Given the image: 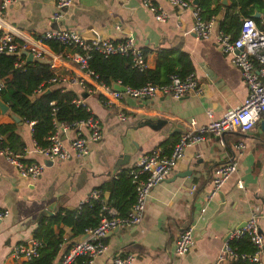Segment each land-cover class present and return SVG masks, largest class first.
Returning <instances> with one entry per match:
<instances>
[{"label": "crops", "instance_id": "0c3cea01", "mask_svg": "<svg viewBox=\"0 0 264 264\" xmlns=\"http://www.w3.org/2000/svg\"><path fill=\"white\" fill-rule=\"evenodd\" d=\"M68 1L70 5L58 9V0H10L5 9H0V16L6 26L16 31L17 40L28 44H33L44 31L56 29L74 32L84 39L121 41L129 36L144 55L146 72L155 68L161 51L171 56L181 52L190 62L197 91L179 100L169 96L140 102L124 98L115 107L106 109L96 96L84 95L73 82L83 79L89 85L91 81L66 57L70 50L63 48L54 53L47 45L40 46L41 60L52 65L51 70L59 80L52 85L81 98L97 121L101 138L88 145L87 155L82 158L70 155L66 160L48 161L34 149L31 125L15 124V132L25 147L23 159L42 164L43 169L38 179H23L14 166L0 157V209L8 212L0 221V264H27L23 258L12 256L13 247L29 245L38 224L51 218L56 208L72 211L95 190L102 194L103 201V194L109 193L110 181L138 157L163 142L169 144L185 130L195 132L210 119L220 118L227 110L238 107L246 95L238 69L215 43L217 24L229 0H224V4L222 0L213 1L212 8L219 10L213 17L211 35L205 40L192 34L189 12H179L163 0H153L167 14L163 23L154 20L141 6V0ZM56 13L60 17L54 21L51 18ZM254 13L260 16L256 19L259 23L264 21V12ZM8 114L7 111L0 115V125L12 122ZM119 114L123 120L118 118ZM161 120L167 124L158 130L148 126ZM258 122L245 134L227 132L219 138L205 135L203 142L187 148L170 174L151 190L140 223L108 233L102 240L106 251L91 264H112L115 256L125 254L134 257L133 264H227L229 258L217 262L226 235L245 224L252 214L257 216L263 239L259 260L264 264V132ZM171 125L179 133L171 131ZM58 132L59 138L63 135L62 145L68 149L75 131L58 129ZM237 144H243L244 148L236 149ZM121 154L128 156V162L112 177L111 168ZM227 164H234L236 171L220 189L223 203L219 208L217 195L207 203L205 197L210 190L212 170ZM43 210L52 215L37 221ZM188 227L192 228V246L182 256H175L174 242ZM59 229L65 239L67 229ZM74 240H64L61 256Z\"/></svg>", "mask_w": 264, "mask_h": 264}, {"label": "built area", "instance_id": "2783aa9c", "mask_svg": "<svg viewBox=\"0 0 264 264\" xmlns=\"http://www.w3.org/2000/svg\"><path fill=\"white\" fill-rule=\"evenodd\" d=\"M168 6L175 8L179 12H189L192 18L191 32L198 40L208 39L214 26L213 17L205 21L201 17V10L192 0H163ZM10 0H2L0 9L6 8ZM57 8L70 5L68 0H58ZM141 6L148 10L154 20L159 23L167 19L166 12L153 4V0H141ZM60 17L54 14L52 20L56 21ZM16 31L10 26H6L0 16V55L14 56L15 66L23 63L21 52H27L31 55L32 61L42 58L40 46L49 42L56 43L64 49L71 52L66 56L91 82L87 85L83 79L73 81L79 86L84 95L96 96L98 102L106 109L118 105L124 98L134 101H150L158 97L169 96L172 99L179 100L190 92L197 91L193 76L189 75L180 79L176 75L169 77L167 83L162 85L153 84L147 81L144 85L132 88L115 82L112 85L120 88L121 91L115 90L112 85L107 86L97 81L87 69V61L91 53H96L103 58L110 56L127 57L130 67L138 72L146 71L145 58L142 51L135 47L133 39L126 37L121 41L84 39L78 34L56 29L46 30L39 35L33 44L26 41H18ZM215 43L219 51L228 56L230 63L239 71L241 81L245 87L246 95L242 103L235 108L227 110L220 118L212 120L211 114L207 112L210 121L203 127L198 128L195 132L185 130L179 134L177 141L172 146L169 154L165 155L159 147L140 156L124 172L129 178L133 188L134 202L129 212L121 217L115 210L108 209L100 200V193L92 191L88 199L102 203L100 209V218L95 228L86 230L82 235L86 238L76 244H71L66 252L55 262V264H91L93 259L106 251V246L102 242L105 236L114 229L124 230L126 228L136 227L142 218L146 199L151 190L162 182L172 171L175 165L184 156V151L194 145H198L204 140L205 135H211L219 138L227 132H238L245 134L250 131L254 125L264 116V21L257 27L252 18H243L240 21L239 31L236 37L218 31L215 35ZM256 63V65H254ZM52 69V65L49 64ZM57 77H52L47 84L58 82ZM1 87V85H0ZM36 94L41 93L37 89ZM81 98L74 101L75 105L84 106ZM86 108V106H84ZM88 111V109L86 108ZM123 120L122 114L118 117ZM192 124V123H190ZM61 132L74 130L75 134L70 139L68 149L62 145L59 138V132L50 135L47 139L48 145L45 148H34L37 153L42 155L48 161H62L73 155L75 158H82L87 155L88 145L98 142L101 138V132L97 121L93 118L75 122L70 127L59 128ZM83 132H86L84 135ZM244 148L243 144H237L236 149ZM25 151L22 155H15L0 148V157L10 163L16 169L18 175L23 179L36 180L39 178L43 165L39 163H23ZM234 164L220 165L212 170L210 178V190L206 194L205 202H209L217 195L221 187L235 173ZM238 188L241 187L236 182ZM191 189H194L192 186ZM81 202V203H83ZM80 203V204H81ZM78 204V205H80ZM8 212L0 209V221L6 218ZM246 236L249 243L253 246L254 252L251 256H242L245 259L261 264L259 253L262 247L263 239L259 234L257 226V216L252 214L244 226L237 230L228 232L223 242L222 249L218 256V263H222L227 258H236L229 247L228 242ZM192 228L188 227L181 231L174 242L173 252L175 256H182L192 246ZM39 243L31 240L29 245H16L12 249V256L23 258L30 261L37 256ZM134 257L131 254L115 256L112 264H133Z\"/></svg>", "mask_w": 264, "mask_h": 264}, {"label": "trees", "instance_id": "16d2710c", "mask_svg": "<svg viewBox=\"0 0 264 264\" xmlns=\"http://www.w3.org/2000/svg\"><path fill=\"white\" fill-rule=\"evenodd\" d=\"M213 1L198 0L197 6L205 21L215 17L219 10L218 7L212 8ZM223 9L224 16L217 24V29L222 33L231 34L234 38L238 34L240 21L243 18H252L254 11L264 12V0H229V5ZM253 21L257 27H260L259 20L253 19ZM46 45L54 53L63 50L62 46L53 42ZM15 63L14 56L0 55V101L22 124L31 125V140L35 148L42 149L48 145V137L58 130L55 124H59V128L70 127L73 123L90 117L95 119L84 106L74 104L78 98L74 92L47 84V81L55 75L46 60H34L27 65L23 62L19 66H15ZM87 69L104 85L110 86L118 81L132 88L140 87L147 81L162 85L167 83L172 75L183 79L192 73L185 54L174 52V56H171L167 51L158 54L152 71L141 73L132 69L127 57L103 58L96 53L90 54ZM37 89H41V93L36 94ZM15 129L16 125L12 122L0 125V148L15 155H22L25 147ZM177 138L169 144L167 141L163 142L158 147L167 155ZM22 161L30 163L26 160ZM95 191L99 192V190ZM101 199L102 194H100ZM100 200L88 199L72 211L58 207L51 218L40 222L32 233V240L39 243L37 256L27 264H54L61 256L60 247L64 240L74 239L84 231L97 226L102 206ZM133 202L134 193L129 178L124 172L117 173L110 181L106 207L115 210L123 217L129 212ZM54 227L58 228L56 232L53 231ZM59 227L67 229L68 236L65 239ZM228 247L236 258H230L227 264H255L243 258L251 256L254 252L246 236L229 241ZM76 264L80 262L77 261Z\"/></svg>", "mask_w": 264, "mask_h": 264}, {"label": "water", "instance_id": "95a60500", "mask_svg": "<svg viewBox=\"0 0 264 264\" xmlns=\"http://www.w3.org/2000/svg\"><path fill=\"white\" fill-rule=\"evenodd\" d=\"M193 3H194L195 5H198V0H193ZM221 3L224 4V3H225L224 0H222ZM259 17H260V16H259L258 13H254V14L252 15V18H253V19H259ZM218 19H219V18H218V16H217L215 20L218 21ZM262 19L264 20V17H263ZM20 55H22V56L25 57V62H24L25 65H27V64H29V63L31 62V59H32V58H31V55L28 54L27 52H21ZM112 87H113L115 90H117V91H121V89L118 88V87H116L115 85H112ZM7 111H8L7 106L4 105V104L0 101V115H3V114H5V113H7ZM8 116H9V118L12 120V122H13L14 124H17L18 126L21 125L19 119H18L16 116H14V115L11 114V113L8 114ZM165 124H167V121H165V120H161V121H157V122H155L154 125H156V126H154V125H152V124H148V126H149L152 130H158L161 126H164ZM55 125H56V127L59 129V124H55ZM258 126H259V128L261 129V131L264 132V117H263V119H261V120L258 122ZM170 130L173 131V132L179 133L178 129L176 130V128H175L174 125H171ZM173 132H171V133H173ZM62 137H63V135L61 134V137H60V138H62ZM127 159H128V156H127V155H122V154H121V155H119V156L117 157V159L115 160V162H114V164H113V166H112V168H111V171H112V177H113V175H114L115 173H117L118 171H120V168L124 167V166L127 164V162H128ZM108 197H109V193H108V192H105V193L103 194V204H104V205L107 204ZM217 197H218V200L220 201V206H219V208H220L221 205H222V203H223V195H222V193H221L220 191L217 193ZM51 215H52V214H51L50 212H47V211H44V210H43V211L40 212V214L38 215V219H37V221H39V219H40L41 217H43V216H48V217H50ZM243 225H244V224H241L240 226H238L237 230L241 229V228L243 227ZM117 231H118V229H114V230H113V232H117ZM85 238H86V235H81V236H79V237H76V240H74V241L72 242V244L79 243V242L83 241Z\"/></svg>", "mask_w": 264, "mask_h": 264}]
</instances>
